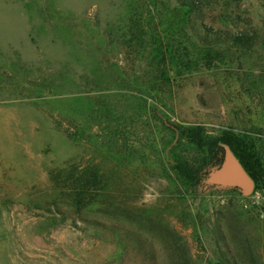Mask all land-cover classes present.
<instances>
[{
  "label": "rangeland",
  "instance_id": "1",
  "mask_svg": "<svg viewBox=\"0 0 264 264\" xmlns=\"http://www.w3.org/2000/svg\"><path fill=\"white\" fill-rule=\"evenodd\" d=\"M242 27L264 0H0V264H264L259 210L162 170L166 119L264 163V43L203 44Z\"/></svg>",
  "mask_w": 264,
  "mask_h": 264
},
{
  "label": "trees",
  "instance_id": "2",
  "mask_svg": "<svg viewBox=\"0 0 264 264\" xmlns=\"http://www.w3.org/2000/svg\"><path fill=\"white\" fill-rule=\"evenodd\" d=\"M215 0H177V3L187 8L190 12L213 5ZM239 1V0H232ZM257 30L242 27L233 30L219 28L210 29L209 34L204 35V45L217 43H235L243 48L264 43V38L259 37ZM207 40V41H206ZM165 121H168L166 119ZM162 122L161 131L171 134L170 141L164 145V155L169 149L168 157L171 163L168 167L162 165V170L172 175V180L178 186L179 194H197L201 187V181L206 172L215 166L221 159L224 146H227L238 160L246 174L254 184V190L264 187V163L254 152L250 139L239 133L220 132L210 135L201 126H167ZM152 151H148V156ZM189 154V155H188ZM152 156V155H151ZM194 158L193 160L190 158ZM87 185H84L86 187ZM90 194L89 190L82 188L76 194L78 200H84ZM240 195V194H239ZM240 197H242L240 195Z\"/></svg>",
  "mask_w": 264,
  "mask_h": 264
},
{
  "label": "water",
  "instance_id": "3",
  "mask_svg": "<svg viewBox=\"0 0 264 264\" xmlns=\"http://www.w3.org/2000/svg\"><path fill=\"white\" fill-rule=\"evenodd\" d=\"M204 189H231L241 196L252 193L254 184L230 149L223 147L220 161L210 168L202 180Z\"/></svg>",
  "mask_w": 264,
  "mask_h": 264
},
{
  "label": "built area",
  "instance_id": "4",
  "mask_svg": "<svg viewBox=\"0 0 264 264\" xmlns=\"http://www.w3.org/2000/svg\"><path fill=\"white\" fill-rule=\"evenodd\" d=\"M242 197V205L244 208L257 209L264 216V204L261 203L264 200V196L257 192H252L250 195Z\"/></svg>",
  "mask_w": 264,
  "mask_h": 264
}]
</instances>
